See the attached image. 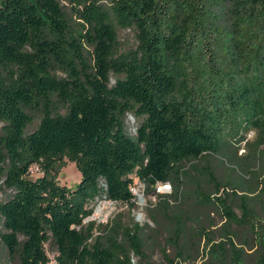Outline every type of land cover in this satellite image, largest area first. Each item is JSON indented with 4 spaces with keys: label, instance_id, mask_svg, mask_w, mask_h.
Listing matches in <instances>:
<instances>
[{
    "label": "trees",
    "instance_id": "16d2710c",
    "mask_svg": "<svg viewBox=\"0 0 264 264\" xmlns=\"http://www.w3.org/2000/svg\"><path fill=\"white\" fill-rule=\"evenodd\" d=\"M62 1L0 0L7 254L50 264L47 245L54 264H264V0ZM64 159L80 174L73 188L57 181ZM133 178L155 199L152 226L85 222L96 200L134 208Z\"/></svg>",
    "mask_w": 264,
    "mask_h": 264
},
{
    "label": "rangeland",
    "instance_id": "374dc122",
    "mask_svg": "<svg viewBox=\"0 0 264 264\" xmlns=\"http://www.w3.org/2000/svg\"><path fill=\"white\" fill-rule=\"evenodd\" d=\"M61 2L66 6V3L61 0ZM119 41L121 48L126 49L128 47H131L134 43L133 40V33L130 31H120L119 32ZM126 124L128 127V131L133 134L134 133V127L136 124V120L131 115L127 116ZM33 126H31L29 129H32ZM253 138V133H249L247 135V139L251 140ZM243 154V150H239L238 155ZM64 166L60 169L58 175H57V181L59 185H63L69 188L75 187L79 180H80V174L77 171L74 163L69 162L67 159H64ZM264 173V172H263ZM262 173V174H263ZM41 176V172L38 170L36 166H32L30 168V179H35L37 177ZM132 193L135 196V206L134 208H129L128 205L122 204V203H115L111 201L106 200H96L92 204L93 213L90 217H88L85 222L87 221H94L96 224L102 223L106 224L110 219L115 218L119 216L120 222H122L125 225H131L132 223H138L139 225L148 224L149 226H152L151 221L146 217L145 214V206L147 205L148 201L154 202L155 199L153 197H144L143 196V186L140 182H138L135 178H133V184L131 188ZM139 197H142L143 201L139 202ZM3 199V193L0 190V201ZM45 248L47 250V254L49 259L51 260L50 264H54V252L50 250V248L45 245ZM152 260L159 261L160 256L158 253H155L152 256ZM0 264H15V260L10 257L5 248L0 243Z\"/></svg>",
    "mask_w": 264,
    "mask_h": 264
},
{
    "label": "built area",
    "instance_id": "2783aa9c",
    "mask_svg": "<svg viewBox=\"0 0 264 264\" xmlns=\"http://www.w3.org/2000/svg\"><path fill=\"white\" fill-rule=\"evenodd\" d=\"M169 185L168 184H161L157 187V192L160 193H167L169 192Z\"/></svg>",
    "mask_w": 264,
    "mask_h": 264
},
{
    "label": "water",
    "instance_id": "95a60500",
    "mask_svg": "<svg viewBox=\"0 0 264 264\" xmlns=\"http://www.w3.org/2000/svg\"><path fill=\"white\" fill-rule=\"evenodd\" d=\"M138 201L139 202H142L143 201L142 197H139Z\"/></svg>",
    "mask_w": 264,
    "mask_h": 264
}]
</instances>
